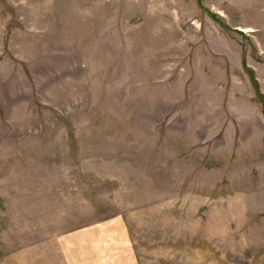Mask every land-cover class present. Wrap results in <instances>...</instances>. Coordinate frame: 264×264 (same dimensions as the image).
<instances>
[{
	"label": "rangeland",
	"instance_id": "374dc122",
	"mask_svg": "<svg viewBox=\"0 0 264 264\" xmlns=\"http://www.w3.org/2000/svg\"><path fill=\"white\" fill-rule=\"evenodd\" d=\"M264 0H0V264H264Z\"/></svg>",
	"mask_w": 264,
	"mask_h": 264
},
{
	"label": "trees",
	"instance_id": "16d2710c",
	"mask_svg": "<svg viewBox=\"0 0 264 264\" xmlns=\"http://www.w3.org/2000/svg\"><path fill=\"white\" fill-rule=\"evenodd\" d=\"M260 98L263 99V101H264V96H262V97L260 96Z\"/></svg>",
	"mask_w": 264,
	"mask_h": 264
}]
</instances>
